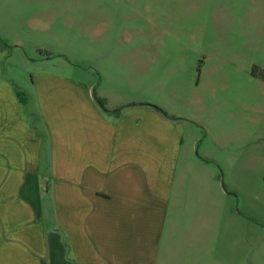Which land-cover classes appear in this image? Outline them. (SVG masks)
<instances>
[{"label":"crops","instance_id":"crops-1","mask_svg":"<svg viewBox=\"0 0 264 264\" xmlns=\"http://www.w3.org/2000/svg\"><path fill=\"white\" fill-rule=\"evenodd\" d=\"M8 54L0 44V264H241L239 227L210 216L232 190L209 185L183 114L49 69L29 91Z\"/></svg>","mask_w":264,"mask_h":264},{"label":"rangeland","instance_id":"rangeland-1","mask_svg":"<svg viewBox=\"0 0 264 264\" xmlns=\"http://www.w3.org/2000/svg\"><path fill=\"white\" fill-rule=\"evenodd\" d=\"M0 37L21 88L49 69L183 114L209 185L232 190L210 216L264 264V0H0Z\"/></svg>","mask_w":264,"mask_h":264},{"label":"trees","instance_id":"trees-1","mask_svg":"<svg viewBox=\"0 0 264 264\" xmlns=\"http://www.w3.org/2000/svg\"><path fill=\"white\" fill-rule=\"evenodd\" d=\"M0 44L2 47H7L9 46V43L6 41V39H3L0 37ZM261 73L264 77V70H261ZM20 93V91H17ZM93 96L95 98V100L98 102V104L104 109V110H108V108L106 107V104H105V98L103 96H99L96 91L94 90L93 88ZM131 103H147V104H150L152 105L153 107H155L157 110H159L161 113H163L164 115L168 116V117H171V118H175L176 116L173 115V114H169L165 108H163L162 106L160 105H157V104H154V103H149V102H143V101H138V102H131ZM115 110V109H113Z\"/></svg>","mask_w":264,"mask_h":264}]
</instances>
